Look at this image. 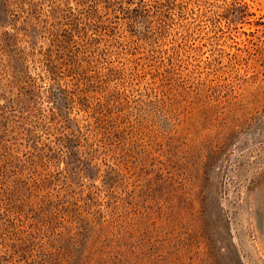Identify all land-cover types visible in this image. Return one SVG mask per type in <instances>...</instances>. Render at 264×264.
<instances>
[{
    "label": "rangeland",
    "instance_id": "obj_1",
    "mask_svg": "<svg viewBox=\"0 0 264 264\" xmlns=\"http://www.w3.org/2000/svg\"><path fill=\"white\" fill-rule=\"evenodd\" d=\"M97 1L123 49L88 41L59 82L116 101L106 145L79 105L86 139L50 123L40 52L77 0H0L1 180L37 197L1 213L25 243L0 237V264H264V0Z\"/></svg>",
    "mask_w": 264,
    "mask_h": 264
},
{
    "label": "trees",
    "instance_id": "obj_2",
    "mask_svg": "<svg viewBox=\"0 0 264 264\" xmlns=\"http://www.w3.org/2000/svg\"><path fill=\"white\" fill-rule=\"evenodd\" d=\"M117 4H112L111 1L108 3L109 6H115ZM75 6L82 8L77 10L73 7H65V14L62 17L63 27L56 33L50 34L48 48L40 52L42 63H45L46 76H48V79L60 93V108L65 110L64 114L58 108H54V111L50 110L54 118L50 123L61 125L62 129L69 131L68 135H71L72 138L84 137L86 139L87 137L83 134L79 125L74 120L71 121L69 119L73 105H79V109L87 115V126L84 129L90 133H94L95 140L106 145L110 144L111 140H118L121 133L119 121L122 119V116L116 110V101L106 98L103 101H98L92 98L90 93L95 92L93 91L95 88L93 89L90 81H79L78 84L74 85L73 91H68L67 85L64 86L59 82L65 71H61L60 66L63 63H92V61L89 62L79 57L87 52L89 47L88 41H94L95 44L104 42L108 50L121 48L123 42L119 41L118 39L120 38L114 33L106 32L108 30V19L104 18V16L110 14V7L102 5L97 0H77ZM89 32L96 34V38L89 36ZM103 37H105L104 41L102 39ZM140 40H142V37ZM66 113L67 116H64ZM66 138L70 137L65 136L58 139L59 143L66 140ZM8 160L9 157H4L2 161L0 160V196H4V193L9 195L16 194L19 195V198H15L14 202L12 201L13 205L0 202V216L4 212L6 213L4 217H7L12 208L17 207L18 204L24 205L26 202L31 204L37 202V197L32 195L33 193H30L29 198L21 194V191L24 190V185H28L29 181L26 182V180H23L18 171L12 173V180H1L5 173L3 170ZM6 222L8 224H2L0 218V237L3 238V241H13L10 249L13 258L20 253L25 243V236L22 231H19L13 225L14 221L7 219Z\"/></svg>",
    "mask_w": 264,
    "mask_h": 264
}]
</instances>
